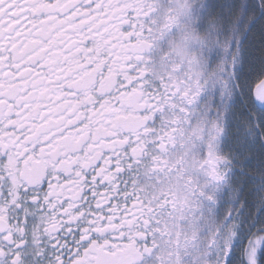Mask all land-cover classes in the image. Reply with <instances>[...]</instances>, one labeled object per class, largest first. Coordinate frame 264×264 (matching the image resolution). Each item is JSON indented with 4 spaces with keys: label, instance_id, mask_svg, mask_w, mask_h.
Listing matches in <instances>:
<instances>
[{
    "label": "snow or ice",
    "instance_id": "6c2138e0",
    "mask_svg": "<svg viewBox=\"0 0 264 264\" xmlns=\"http://www.w3.org/2000/svg\"><path fill=\"white\" fill-rule=\"evenodd\" d=\"M0 264H264V0H0Z\"/></svg>",
    "mask_w": 264,
    "mask_h": 264
}]
</instances>
